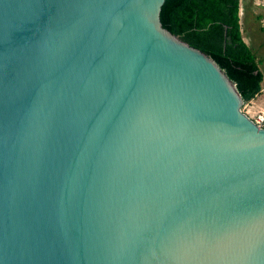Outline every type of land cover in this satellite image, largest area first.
Here are the masks:
<instances>
[{
  "label": "water",
  "instance_id": "1",
  "mask_svg": "<svg viewBox=\"0 0 264 264\" xmlns=\"http://www.w3.org/2000/svg\"><path fill=\"white\" fill-rule=\"evenodd\" d=\"M166 0H0V264H264V129Z\"/></svg>",
  "mask_w": 264,
  "mask_h": 264
},
{
  "label": "trees",
  "instance_id": "2",
  "mask_svg": "<svg viewBox=\"0 0 264 264\" xmlns=\"http://www.w3.org/2000/svg\"><path fill=\"white\" fill-rule=\"evenodd\" d=\"M240 10L241 0H166L160 21L181 41L209 54L236 84L246 104L262 94L264 73L244 42Z\"/></svg>",
  "mask_w": 264,
  "mask_h": 264
},
{
  "label": "rangeland",
  "instance_id": "3",
  "mask_svg": "<svg viewBox=\"0 0 264 264\" xmlns=\"http://www.w3.org/2000/svg\"><path fill=\"white\" fill-rule=\"evenodd\" d=\"M241 2L240 16L244 30L242 35L247 46L252 49L258 62L261 63L260 68L264 73V0H241ZM257 16H260L261 20L257 21ZM242 109L252 116L264 114V89L261 96L244 104Z\"/></svg>",
  "mask_w": 264,
  "mask_h": 264
},
{
  "label": "built area",
  "instance_id": "4",
  "mask_svg": "<svg viewBox=\"0 0 264 264\" xmlns=\"http://www.w3.org/2000/svg\"><path fill=\"white\" fill-rule=\"evenodd\" d=\"M244 113L256 124V126H258L260 129H264V114L259 113L255 116H252L249 114V112H244Z\"/></svg>",
  "mask_w": 264,
  "mask_h": 264
},
{
  "label": "crops",
  "instance_id": "5",
  "mask_svg": "<svg viewBox=\"0 0 264 264\" xmlns=\"http://www.w3.org/2000/svg\"><path fill=\"white\" fill-rule=\"evenodd\" d=\"M241 7H242V2H241ZM240 15H241V14H240ZM256 18H257V17H256ZM241 22H242V17H241ZM242 24H243V23H242ZM244 42H245V41H244ZM263 89H264V88H263ZM262 93H263V91H262ZM259 96H261V95H259ZM259 96H258V97H259ZM258 97H257V98H258Z\"/></svg>",
  "mask_w": 264,
  "mask_h": 264
}]
</instances>
